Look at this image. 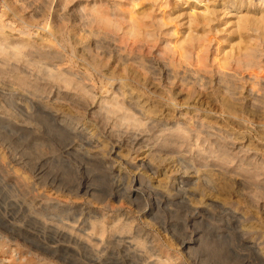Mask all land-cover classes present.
Masks as SVG:
<instances>
[{
  "label": "rangeland",
  "instance_id": "rangeland-1",
  "mask_svg": "<svg viewBox=\"0 0 264 264\" xmlns=\"http://www.w3.org/2000/svg\"><path fill=\"white\" fill-rule=\"evenodd\" d=\"M0 26V264H264V0H0Z\"/></svg>",
  "mask_w": 264,
  "mask_h": 264
},
{
  "label": "bare ground",
  "instance_id": "bare-ground-1",
  "mask_svg": "<svg viewBox=\"0 0 264 264\" xmlns=\"http://www.w3.org/2000/svg\"><path fill=\"white\" fill-rule=\"evenodd\" d=\"M121 8V7H120ZM94 13L88 17V22L91 24V23H94V24H97L99 26L103 25L104 27L106 28H109V29H114L117 27V23L110 19L109 15L104 13L103 11H100L99 9H96L94 8ZM10 16V14H9ZM84 17V15H83ZM2 28H3V24H2ZM54 28V27H53ZM81 29V28H80ZM0 30H1V26H0ZM41 30V29H40ZM94 32V29H91L90 33H93ZM140 32L136 30L135 26L134 25H131L129 27L128 30L125 31V34L129 35V36H136L138 35ZM107 34V33H106ZM0 36H2V33L0 32ZM74 38V37H73ZM99 41V40H98ZM27 45V44H25ZM70 48V47H69ZM68 51V50H67ZM7 54H11V56H17L18 53H15V52H12V53H9L7 52ZM47 56L49 57L51 55V58L54 59L55 61L58 60L60 57H59V54L58 52H46ZM196 58L197 60H199L201 58L200 54H196ZM238 65H246V66H253L256 64V55L255 53H247L244 55V57L242 59H239L238 60ZM190 67V66H189ZM47 73L50 77H53V78H60L62 79V81L64 82H67V84L69 82H71V75H74L75 79H79L80 80V77L78 76V74L76 73H73V72H70V71H66L65 69H60L58 67H56V65H53L52 64V67H49L47 70ZM254 73V72H253ZM224 74H227V72H224ZM229 75H231L232 77H235V76H238V73L236 71H233L231 73L228 72ZM254 75V74H252ZM256 76V75H255ZM64 77V78H62ZM227 76L223 75V79L225 82H228V78H226ZM106 78V77H105ZM104 78V79H105ZM107 81L104 82V85L103 86H107V85H111L112 84V80L111 78H108ZM81 89V88H80ZM152 90V89H151ZM157 91V90H156ZM130 107L128 108H131L130 110H133L131 111L130 114L128 113H122L120 116V119L121 120H124V121H129L131 124H140L141 121L143 120V118L145 117V114L143 112H141V110L139 109V103L136 102L134 104H131L129 105ZM214 107V106H213ZM151 111V110H150ZM107 113H112V114H115L116 113V109H109L107 111ZM117 115V114H116ZM170 130V129H169ZM183 128H181L180 126H177L175 131H176V135H182L181 133H183ZM171 132V131H170ZM206 181H209V178H206L205 179ZM89 196V195H88ZM104 201V200H103ZM66 225V224H65ZM66 226H68L69 228V232H67V237L72 241V238L73 237H76L77 239L78 238V234L77 233H73L74 231V227L73 225L71 224H67ZM98 226L93 223L91 225V230L90 232H86V230H82V229H79L80 233L79 235L81 234L82 236L84 235L85 236V247L89 248L90 246V241H96V242H102L104 241L103 237H104V234H105V229L103 227H100L101 228V231L98 232V235L99 236H96V230L98 231ZM63 235V234H62ZM110 237V236H109ZM112 237V236H111ZM106 238V237H105ZM76 239V241L74 243H77L78 240ZM74 240V239H73ZM107 241V240H106ZM109 241V239H108ZM131 247V246H130ZM56 251V250H55Z\"/></svg>",
  "mask_w": 264,
  "mask_h": 264
}]
</instances>
